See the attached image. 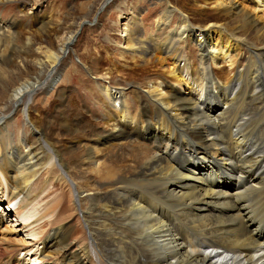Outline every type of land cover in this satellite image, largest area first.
Here are the masks:
<instances>
[{"label":"bare ground","instance_id":"bare-ground-1","mask_svg":"<svg viewBox=\"0 0 264 264\" xmlns=\"http://www.w3.org/2000/svg\"><path fill=\"white\" fill-rule=\"evenodd\" d=\"M208 2L217 13L207 25L199 19L194 27L182 17L161 39L144 38L135 19L123 24L124 49L132 58L149 54L141 70L154 68L156 75L145 81H151L145 93L135 84L127 93L97 85L106 113L112 108L116 116L107 123L109 132L94 130L86 143L76 141L83 155L71 164L42 128L31 126L29 143L24 139L10 150L2 143L0 235L32 238L10 248L3 264H264V29L252 11L264 0H249L251 10L234 0ZM176 12L165 8L156 30L167 29ZM223 15L255 28V42L218 23ZM13 26L0 17V79L10 73L6 66L17 72L15 54L34 47L31 37L15 47ZM195 29L202 42L194 41ZM74 38L59 52L68 51ZM188 40L199 50L197 62L187 56ZM35 53V63L43 58L51 68L61 56L40 47ZM31 88L21 82L11 90V110L21 107L28 116ZM131 101L141 114L132 116ZM9 112L0 113V141L9 132ZM80 128V122L71 126ZM57 185L66 190L65 206L61 194L52 195ZM62 210L69 212L65 219L38 232L42 221L48 224ZM64 220L75 221L76 239Z\"/></svg>","mask_w":264,"mask_h":264},{"label":"rangeland","instance_id":"rangeland-1","mask_svg":"<svg viewBox=\"0 0 264 264\" xmlns=\"http://www.w3.org/2000/svg\"><path fill=\"white\" fill-rule=\"evenodd\" d=\"M104 1L14 0L13 2L0 4L1 19L6 23L10 21L14 23L13 32L17 40L15 47L23 48L27 38L30 37L34 43V47L28 53L21 49V53L15 54L17 56V59H15L18 67L17 72L16 70L11 71L9 66L4 65V68L6 66L7 71L9 69L8 72L10 73L0 79V113L2 114L8 113V111L11 112L12 101L10 95L15 87L21 82H27L30 88H34L41 80H46L50 74L49 69L51 66L46 60L41 58V65L34 62L37 47L43 50L47 48L60 56L62 53L59 50L63 43L76 33V40L72 41V46L66 54L61 56V59L59 58V64L54 68L51 78L38 85L31 95L30 103L27 106L28 116L24 115V109L20 107L12 113L10 119L8 118L9 136L2 135L6 138H4V141H0V149L8 143L6 149L10 150L18 146V143L20 145L24 139L29 143L33 137L31 126H34L37 130L42 128L48 139L47 142L55 146L63 155V159L71 164L72 161L83 155L81 144L78 145L76 141L86 143L85 141L92 139L94 130L101 133L109 132L111 127L107 123L113 119V115L116 116L112 108L106 113L108 107L101 98L97 85L106 87L108 84L115 85L116 88L122 91L126 89L125 93H127L130 90L128 85L135 84L139 91L145 93L148 91V84L151 82L146 83L145 81L152 80L154 78L152 75H156V69L154 68V70L152 68L150 70L145 69L147 74L141 70L145 63L143 60L148 58L149 54L145 53L140 58H132L131 53L124 49V38L121 34L123 24L130 18H132L131 20L135 19L136 24L133 25L140 27L144 38L151 35V37L161 39L167 31L176 28V23L182 17H188L191 24L197 27L199 19L203 21L201 25L205 26L214 18L209 16L217 13L214 5L209 3L208 0L205 3H203V0H111L105 9L100 11L93 23L83 25L80 28V23L91 20ZM234 2L240 8L248 7V10H251V6H253L249 3V0H234ZM263 5H259L258 9L252 11L253 20L259 25L258 28L264 29ZM167 6H171L179 12L170 17L171 20L167 24V29L156 30L162 16L161 13L165 8H168ZM133 11L135 12L133 14L135 18L131 15ZM218 23L224 27L229 25L231 29H236L240 33L239 36L242 39L246 38L250 44L257 39L256 29L247 23L245 24L240 17L230 18L229 15H223ZM78 28L80 29L77 33ZM194 31L197 32L198 30L195 29ZM193 39L202 42L203 33L198 31ZM211 39L213 45L218 44L221 47V42H217L216 36H212ZM187 42L185 48L187 56L191 61L197 62L199 50H197V46L193 41L188 40ZM133 60H137V63L135 64ZM184 64L185 62L181 60L180 67ZM213 69L220 76L218 71L220 69ZM221 71L223 74H227L229 69L223 68ZM188 76H185V78H188ZM164 79L169 80V77L166 76ZM164 89L162 94L167 91ZM192 97L199 99L201 95L199 93L196 97ZM128 104L132 109V116L141 114L139 112L140 105L137 102L131 101ZM71 118H74V120L71 121ZM137 119H140V117H137ZM28 120L32 125L29 124ZM74 122L81 123V130L72 131L71 126ZM2 143L5 145H2ZM3 171L4 177L9 178V171ZM51 190L56 191L52 195L61 194L63 196L62 205L65 206L68 197L66 190L58 185ZM5 210L11 212L7 207ZM62 213L60 212L59 217L54 215L56 213L52 214L54 215L53 220L50 217L47 218L48 224L42 221L38 232L44 234L45 231L54 229L51 227H55L56 222L59 223V221L65 219L66 214L64 213L69 212L62 210ZM10 216H8V219L16 220L12 213H10ZM63 224H68V222L64 220ZM68 225L73 228L71 239H76L78 232L77 229H74L75 221L71 220ZM30 240L32 238L26 237L25 234L18 237L7 233L0 235V264L5 262L8 252L11 250L10 248Z\"/></svg>","mask_w":264,"mask_h":264},{"label":"water","instance_id":"water-1","mask_svg":"<svg viewBox=\"0 0 264 264\" xmlns=\"http://www.w3.org/2000/svg\"><path fill=\"white\" fill-rule=\"evenodd\" d=\"M111 0H105L104 1V3L103 4H101V6L99 7L100 9L96 12V14L93 16V18L91 19V20H89V21H83V22H81L80 23V25H79V27L81 28V26H83V25H89V24H91V23H93L95 20H96V17H97V15L100 13V11L101 10H104L105 9V7H106V5L110 2ZM80 28H78V30H77V33L79 32V29ZM76 36V33L74 34V37ZM75 39V38H74ZM73 39V40H74ZM72 40V41H73ZM66 52H67V50L66 51H63V53L61 54V56H64L65 54H66ZM61 56H60V59H61ZM59 63L57 62L55 65H54V67H52V68H50L49 69V71L50 72H52L53 73V71H54V68L58 65ZM46 80H41V82L39 83V84H37V86L38 85H41L42 83H44ZM37 86H35L33 89H31L32 90V92L34 93V90L37 88ZM30 97H31V95H30ZM30 97H29V99H30ZM14 112V110H11V112H10V114L12 115V113ZM9 114V115H10Z\"/></svg>","mask_w":264,"mask_h":264}]
</instances>
